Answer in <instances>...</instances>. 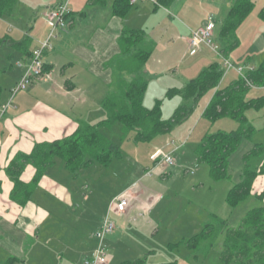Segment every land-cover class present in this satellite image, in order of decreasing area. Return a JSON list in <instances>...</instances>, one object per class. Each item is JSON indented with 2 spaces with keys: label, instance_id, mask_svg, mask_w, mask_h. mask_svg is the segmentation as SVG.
I'll return each mask as SVG.
<instances>
[{
  "label": "crops",
  "instance_id": "1",
  "mask_svg": "<svg viewBox=\"0 0 264 264\" xmlns=\"http://www.w3.org/2000/svg\"><path fill=\"white\" fill-rule=\"evenodd\" d=\"M91 1H66L71 9L67 18L68 26L64 31L57 32V37L51 42L52 48L44 54L46 71L43 77L29 87L28 92L30 93L27 91L18 93L13 99L11 92L23 77L24 65L30 61L33 51L51 34L52 27L47 21V14L52 8L64 2L63 0H17L13 11L0 18V52L6 51L5 61L7 62L4 65L15 61V66H17L16 70H5L10 73L8 80L5 79L7 74H2L4 71L0 70V84L3 88L0 115L5 111L0 116V183L2 188L0 193V264H48L52 258H58V256L77 257L84 254L90 256L96 246L91 243L94 232L100 228L108 215L111 202L126 190L132 189L133 199L126 214L121 216L127 220L126 223L121 224L119 233L123 235L122 239L126 242L128 241L126 236H132L130 228L147 233L155 230L157 225L152 219V214L162 205L166 194L153 195L150 193L145 197L140 187H134L135 183L131 186L127 184L125 187L123 185L120 188L116 187L108 202L103 205L101 213L95 211L94 215L89 217H83L78 214V211L76 214L77 206L78 209L83 207V210L86 206L79 200L78 195L88 189L90 183L86 179V176H89L88 170H96L94 171L96 174L102 170L97 167V164L75 176L65 169L63 162L57 161V169H54L55 166L48 169L32 195L31 201L24 206L12 200L14 184L6 172L10 161L17 154H29L36 144L51 143L71 136L80 122L97 124L106 119V112L102 109L104 100L102 102L99 100L103 93H106L105 87L101 88V82L105 86L112 85L117 77L116 71L108 67V64L121 55L120 40L125 29L142 31L146 34L147 40L155 44L151 57L143 70L145 78L151 81L164 78L165 71L171 70L177 61L180 63V69L186 64L188 56L190 68L187 73H191L199 62L207 63L209 58L213 59L211 56H215L218 62L211 63L206 69L212 65L218 66L219 71L222 72L219 88L224 89L240 78L236 69L245 67L246 72L250 73L263 62L255 66L249 56L243 58L234 52L225 56L220 41V32L225 20L221 23L219 31L216 25V34L214 33L216 41L214 42L217 49L213 50L202 45L196 55H190L189 41L192 33L203 26H198V23L189 26L179 19L181 12L177 14L173 12L179 0H174L169 5L164 2L160 3V1L159 5H156L150 0H139L132 5L125 16L115 14L117 0H97L95 3ZM202 3L200 10L205 15L207 13L205 0ZM150 4L154 5L153 11L149 7ZM185 6L183 5L180 10H184ZM203 15L197 14L196 17ZM191 17H195V14L191 13ZM164 20L172 24L178 21L183 22V28L179 27L182 31L176 35L175 41H165L163 36L160 40L151 38L155 33L156 21ZM194 58H198L195 60L198 61L196 65ZM226 58L235 60L233 65L236 69L228 71ZM196 78L189 77L190 82ZM127 79L132 80V77L128 76ZM4 83L9 84L6 86ZM186 86L170 88L169 91L184 89ZM214 94L215 90H213L211 99ZM263 95L264 88L254 87L248 98H259ZM7 106L8 108L4 110ZM262 110L252 109L248 112H261ZM169 136L172 137V135ZM158 151L161 150H155L150 154L149 165L154 164V157ZM171 151L174 154L175 150ZM182 160L183 158L176 156L178 164ZM258 161L259 165L264 159L261 158ZM139 170L140 168L135 171ZM35 174L36 169L29 165L23 173L22 180L29 183ZM130 174V179H132L134 174ZM82 176L84 179L80 184ZM166 177H169V173L165 172L163 178ZM263 194L264 175H260L253 185L252 198L257 199L256 197ZM160 195L164 197L163 200L155 204L143 218H139V215L146 212V206ZM259 201L264 206V199ZM134 218L138 220L131 222ZM91 225L94 230L92 234H89L88 227ZM59 250H62V253ZM110 263L109 261L108 264Z\"/></svg>",
  "mask_w": 264,
  "mask_h": 264
},
{
  "label": "rangeland",
  "instance_id": "2",
  "mask_svg": "<svg viewBox=\"0 0 264 264\" xmlns=\"http://www.w3.org/2000/svg\"><path fill=\"white\" fill-rule=\"evenodd\" d=\"M66 1L63 0L64 3ZM202 1L179 0L173 12L176 14L181 12L179 19L189 26L197 23L199 24L198 26H205L212 19L217 25V31H219L221 23L226 19L232 4L236 0H205L207 9L205 15L200 10L203 5ZM253 2L255 5L254 11L237 31L239 46L234 50V53L243 58L249 56L254 65L258 66L264 59V21L259 17V13L264 9V0H253ZM183 5H186L184 10H180ZM149 7L153 11L154 5L150 4ZM191 13H194L195 17H191ZM197 14L203 16L198 18L196 17ZM182 21L175 22L176 24L167 23L165 20L156 21L154 25L155 33L151 38L160 40L163 36L165 41H175L177 39L176 35L179 31H182L179 28H183ZM214 40L216 41L215 36ZM0 53V70L4 71L2 74H7L5 79L8 80L10 73L5 70H16L17 66H15V61L5 66L4 63H7L5 61L6 51L3 50ZM211 57L213 59L209 58L208 62L204 64L199 62L197 67H195L196 69L194 68L191 73H187L190 68V64H188L190 58L188 56L186 64L182 65L180 69V63L177 61L171 70L165 71L166 75L164 78L157 81L148 79L150 83L144 101L146 108H153L157 101H162V113L166 120L171 118L183 105L187 104L192 108L189 114L173 128L169 134L172 137L168 135L158 137L152 142L139 143L134 139L135 133H131L121 142V159L115 160L109 168L97 165L99 169H102L99 174L94 172L96 170H88L89 176H86L87 181L90 182L88 189H85L83 194L80 193L78 195L80 198L78 199L86 206L84 210L83 207L78 209L77 206L76 208V214L78 211V214L83 217L93 216L95 211L101 213L103 205L108 202L112 192L116 187L120 188L121 185L125 187L127 184L131 186L135 183V188L140 187L145 197L150 193L153 195L166 194V199L162 205L152 214V219L157 226L150 233L130 228L132 236L127 235L126 239L128 241L125 242L122 239L123 235L119 232L121 224L126 223L127 220L112 216V220L116 223V230L107 238L110 264H121L125 261L128 262L127 260L135 261L144 257L146 258V264L171 262H176L177 264H225L221 254L225 251V249L223 250V243L228 235L242 227L244 217L249 211L261 206L264 207L262 202L252 197L235 209L229 207L226 203L229 190L241 179L244 155L254 145L264 144V110L247 113L249 123L255 129V134L251 139L245 140L238 152L232 157L229 177L223 181L216 182L210 177L209 166L205 163L197 162L194 149L207 136L218 132L238 130L241 126L240 122L231 118L211 122L203 117V112L211 100L213 91H210L198 101L194 99L186 100L181 95L172 98L167 97L170 88L186 86L190 83L191 79L189 77L196 78L211 63L218 62L215 56ZM197 59L194 58V61ZM229 60L235 64L233 58ZM197 63L198 61H195V65ZM143 75L145 76V74ZM102 83L101 88L105 87L106 93H103L101 99L99 98L100 102L105 100L108 92L112 89V85L108 84L105 86ZM4 84L7 86L9 83ZM28 89L25 92L30 93ZM20 93H24V91ZM15 102L16 100L14 104ZM111 135H114L115 139L124 137L121 135L119 126L114 127ZM158 149L163 152H173L171 150H175L174 156L183 158V160L180 164L176 163V168L158 170L152 178L145 177L147 170L153 166L149 165V156ZM258 160L253 159L252 168L258 166ZM57 167L56 164L54 169H57ZM138 168L140 170L138 172L135 171ZM165 172L169 173V177L164 179L163 175ZM130 173L134 174L131 177L132 179H130ZM82 177V180L79 181L80 184L84 179V176ZM212 214H216L226 220L227 225L225 227H222V225L217 226L216 247L210 250L207 256L192 255L185 245H180L175 250L169 249L168 246L170 244H177L199 234ZM88 228L89 234H92L94 227L91 225ZM112 235L114 236L111 238ZM65 240H68L67 236ZM91 243L96 245L94 237H92ZM59 252L62 253V250H59ZM90 256L85 254L77 257L58 256V258H52L48 264H84L85 260Z\"/></svg>",
  "mask_w": 264,
  "mask_h": 264
},
{
  "label": "trees",
  "instance_id": "3",
  "mask_svg": "<svg viewBox=\"0 0 264 264\" xmlns=\"http://www.w3.org/2000/svg\"><path fill=\"white\" fill-rule=\"evenodd\" d=\"M159 1L169 5L174 0ZM91 2L95 3L97 0ZM16 3L17 0H0V18L12 12ZM132 5L131 0H117L115 14L125 16ZM254 8L253 0H236L232 4L220 32V41L226 57L239 46L237 31L252 14ZM259 17L264 21V9L259 13ZM154 47L155 44L148 41L142 31L124 30L120 40L121 55L108 64V67L116 71L117 77L102 103L106 119L97 124L80 122L71 136L51 143L36 144L29 154H17L6 169L14 184L11 194L14 202L24 206L31 201L42 178L57 161L63 162L65 169L75 176L95 164L109 168L115 160L121 158V142L128 135L135 133L134 139L139 143L152 142L159 136L170 134L173 128L189 114L192 108L187 104L180 107L167 120L163 117L162 101H157L153 109L145 107L144 99L149 81L143 75V70ZM128 76L132 77V80H128ZM246 78L240 77L228 87L220 89L222 72L217 65H212L184 89H172L167 94L168 98L181 95L186 100L198 101L215 90L203 117L211 122L224 118L240 122L241 126L238 130L207 136L196 147L197 161L209 166L210 177L216 182L229 177L232 157L238 152L242 143L255 134L247 112L252 109L260 111L264 108V95L259 98H248L254 87L264 88V60L255 71L247 73ZM2 95L3 88L0 84V103ZM116 126L120 127L123 138L115 139L114 135H111ZM261 158L264 159V144L254 145L244 155L241 179L227 195L226 202L229 207L235 209L252 197L253 185L257 177L264 175V161L256 168H252V161ZM29 165L36 169V174L31 182L26 183L22 180V176ZM256 198L263 200L264 194ZM218 225L225 227L227 221L216 215H210L209 221L199 234L177 244H170L168 247L175 250L180 245H185L192 255L207 256L208 252L216 247ZM224 249L222 256L225 264H264V207L255 208L245 215L242 227L238 231L231 232L226 238L223 243ZM123 264H146V258Z\"/></svg>",
  "mask_w": 264,
  "mask_h": 264
},
{
  "label": "built area",
  "instance_id": "4",
  "mask_svg": "<svg viewBox=\"0 0 264 264\" xmlns=\"http://www.w3.org/2000/svg\"><path fill=\"white\" fill-rule=\"evenodd\" d=\"M139 0H131V4H136ZM156 5H159V0H150ZM71 13L69 3H62L52 8L48 15L47 21L52 27L51 34L46 41L40 43L39 47L33 51L30 61L24 65V74L21 81L12 90V99L20 92L27 90L37 80L41 79L44 75L45 61L44 54L46 51L52 48V40L57 37V32L64 31L67 26V18ZM216 29V23L211 19L205 26L193 31L189 41L190 55L194 56L198 53L202 45H206L209 48L217 49L214 42V33ZM226 67L229 70L236 69L233 63L226 58ZM239 76L246 78L247 72L245 67L236 69ZM10 104H8L9 106ZM7 107H4L6 110ZM5 112V111H4ZM3 112V113H4ZM3 113L0 115L2 116ZM153 166L147 170L145 177L152 178L154 173L158 170L172 168L176 166V157L172 152L158 151L155 155ZM193 174V172H192ZM135 187V186H134ZM132 190V189H131ZM126 190L116 197L110 204L108 215L104 219L100 228L94 233L93 237L96 241V246L91 256L85 260V264H108L109 262V249L107 238L113 234L116 230V223L112 220V216L121 217L126 214L128 208L131 205L133 199V192ZM163 196H157L152 203L146 206V212L139 215V218H143L152 209L155 204H158L163 200ZM138 219H131V222H136Z\"/></svg>",
  "mask_w": 264,
  "mask_h": 264
}]
</instances>
